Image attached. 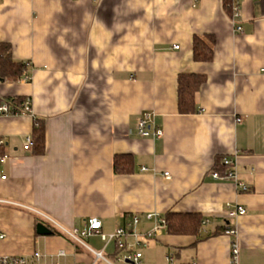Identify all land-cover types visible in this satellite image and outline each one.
<instances>
[{"label":"crops","instance_id":"1","mask_svg":"<svg viewBox=\"0 0 264 264\" xmlns=\"http://www.w3.org/2000/svg\"><path fill=\"white\" fill-rule=\"evenodd\" d=\"M238 1L235 24L223 0H0V42L30 67V81L0 83V98L31 99L46 129L37 156L22 147L34 118L0 116L1 256L93 264L62 229L97 218L112 234L138 215L145 234L154 225L146 214L174 212L209 219L201 239L235 227L240 263L264 264V0ZM194 35L216 38L212 62L194 61ZM180 74L207 76L194 114L178 112ZM144 113L162 138L139 136ZM121 154L132 156V173H115ZM217 157L236 161L248 191L211 177ZM237 207L246 214L233 215ZM39 223L53 233L39 236ZM199 237L166 230L137 248L141 264H166L169 254L174 264H230L231 237ZM85 243L124 264L115 242Z\"/></svg>","mask_w":264,"mask_h":264},{"label":"built area","instance_id":"2","mask_svg":"<svg viewBox=\"0 0 264 264\" xmlns=\"http://www.w3.org/2000/svg\"><path fill=\"white\" fill-rule=\"evenodd\" d=\"M234 15L232 18L233 23L236 24V20L240 16V5L233 6ZM235 31L238 33L243 32L241 26L235 25ZM179 49L178 46L175 47ZM30 79H23L22 81L28 82ZM29 115L33 118L32 102L31 99L26 98L21 109H12L9 104L2 103L0 104V116H21ZM242 118H238L237 122L241 123ZM138 134L143 138H162L163 131L160 128L155 127L152 120L151 114L144 113L138 119ZM4 141H0V145H4ZM33 138L28 136L23 142L24 150H31L33 148ZM3 160V157H0V160ZM223 164L226 166V172L221 175L217 171L211 172V177L214 180H230L232 181L241 192L248 191V186L241 182L238 177L236 161L231 157H225L223 159ZM146 169L144 168L143 171ZM166 177L169 178V175L166 174ZM2 202L0 201V204ZM233 215L243 216L246 214V210L243 208H234L232 213ZM146 219L153 221L154 225L150 231L145 234H139L137 232V227L141 222V217L138 215H133L122 225L118 226L112 234H104L102 232V222L97 218H92L87 221L86 227L83 230L72 229L64 230L63 233L70 238L75 244L87 249L93 254V264H116L111 261L102 251H95L86 245L85 240L92 236H99L101 241L104 243H109L110 241L115 242L116 244V262L124 264H141V259L143 257L142 253L137 251V248L147 247L149 240L161 237L164 232L167 230L166 220L163 216L157 213L146 214ZM210 224L209 219H204L202 221L200 233L206 234V228ZM228 227V226H227ZM225 235L232 238L231 248H230V264H241L240 263V247L238 243V233L235 227H228L225 232ZM6 235L0 232V241L4 240ZM129 238L133 239V242L129 241ZM120 252V253H119ZM59 256H65V252H60ZM32 259L39 261L41 255L38 252H34ZM0 264H31L30 259L26 256H1L0 255ZM166 264H174V256L168 255L166 257Z\"/></svg>","mask_w":264,"mask_h":264},{"label":"trees","instance_id":"3","mask_svg":"<svg viewBox=\"0 0 264 264\" xmlns=\"http://www.w3.org/2000/svg\"><path fill=\"white\" fill-rule=\"evenodd\" d=\"M239 5L238 0H223V7L232 19L233 6ZM216 38L212 35H194L193 59L196 63H210L215 55ZM12 46L9 43L0 42V83L16 84L23 79H30L29 63L18 61L13 58ZM30 81V80H29ZM207 82V76L203 74H180L178 76V112L180 115H190L197 112L196 97L203 85ZM26 97L16 96L0 98V104L7 103L12 109H21ZM33 122V153L37 156L45 153V121L34 117ZM2 139L0 138V141ZM5 154V145H0V157ZM223 157H217L214 171L223 175L227 168L223 164ZM134 160L129 154L116 155L114 158V171L117 174H130L133 172ZM167 224V233L173 236H200V229L204 217L198 213H174L168 212L164 216ZM227 226L221 227L217 232L207 234L202 239L224 233ZM201 236L199 237V240ZM201 239V240H202Z\"/></svg>","mask_w":264,"mask_h":264},{"label":"water","instance_id":"4","mask_svg":"<svg viewBox=\"0 0 264 264\" xmlns=\"http://www.w3.org/2000/svg\"><path fill=\"white\" fill-rule=\"evenodd\" d=\"M36 232L39 236L51 235L53 233L48 227L41 223L37 225Z\"/></svg>","mask_w":264,"mask_h":264},{"label":"rangeland","instance_id":"5","mask_svg":"<svg viewBox=\"0 0 264 264\" xmlns=\"http://www.w3.org/2000/svg\"><path fill=\"white\" fill-rule=\"evenodd\" d=\"M94 260V259H93ZM54 264H57L56 262Z\"/></svg>","mask_w":264,"mask_h":264}]
</instances>
